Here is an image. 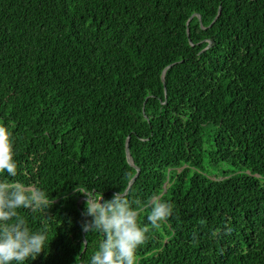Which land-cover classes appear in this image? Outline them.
Segmentation results:
<instances>
[{
    "label": "trees",
    "instance_id": "16d2710c",
    "mask_svg": "<svg viewBox=\"0 0 264 264\" xmlns=\"http://www.w3.org/2000/svg\"><path fill=\"white\" fill-rule=\"evenodd\" d=\"M0 123L54 200L28 264H90L76 184L140 202L139 264H264V0H0Z\"/></svg>",
    "mask_w": 264,
    "mask_h": 264
},
{
    "label": "clouds",
    "instance_id": "9594fccd",
    "mask_svg": "<svg viewBox=\"0 0 264 264\" xmlns=\"http://www.w3.org/2000/svg\"><path fill=\"white\" fill-rule=\"evenodd\" d=\"M14 148L12 131L0 123V264H28L46 252L50 243L48 224L38 230L31 229L21 210H38L47 218L54 200L41 187L10 179L18 175ZM94 189L83 184L73 188V192L84 196L83 215L91 218L90 222L82 223V229L104 235L90 264H139L137 250L147 240L148 232L147 226L138 221L143 211L140 202L131 200L126 189L110 199ZM143 207L150 208L147 219L153 226H158L173 211L172 204L158 196H153Z\"/></svg>",
    "mask_w": 264,
    "mask_h": 264
},
{
    "label": "rangeland",
    "instance_id": "374dc122",
    "mask_svg": "<svg viewBox=\"0 0 264 264\" xmlns=\"http://www.w3.org/2000/svg\"><path fill=\"white\" fill-rule=\"evenodd\" d=\"M222 170H225V169H222ZM211 174H214V175H217V172H215L214 170H211Z\"/></svg>",
    "mask_w": 264,
    "mask_h": 264
},
{
    "label": "water",
    "instance_id": "95a60500",
    "mask_svg": "<svg viewBox=\"0 0 264 264\" xmlns=\"http://www.w3.org/2000/svg\"><path fill=\"white\" fill-rule=\"evenodd\" d=\"M126 145H127V143H126ZM126 154H127V159L129 160V157H128V149H127V147H126ZM133 180V179H132ZM131 180V181H132Z\"/></svg>",
    "mask_w": 264,
    "mask_h": 264
}]
</instances>
